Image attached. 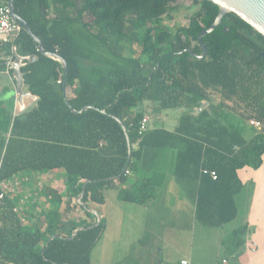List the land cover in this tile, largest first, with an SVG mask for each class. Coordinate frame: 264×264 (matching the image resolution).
<instances>
[{"label": "trees", "instance_id": "16d2710c", "mask_svg": "<svg viewBox=\"0 0 264 264\" xmlns=\"http://www.w3.org/2000/svg\"><path fill=\"white\" fill-rule=\"evenodd\" d=\"M177 1L15 0L16 13L43 40L45 50L59 53L69 67L64 85L62 63L41 53L23 27L15 44L38 57L21 70L29 91L39 100L18 115L0 102V181L23 173L63 170L67 188L65 195L47 185L31 192L23 218L18 212L21 196L4 198L0 264H91L92 252L106 229L103 219L96 225L91 209L101 215L108 187H116L122 201L147 203L165 181L166 173L156 166V158L168 150L175 156L174 175L199 183L195 214L200 224L217 227L237 217L235 197L243 188L238 170L263 164L264 100L256 118L263 128L249 140L241 123L223 119V109L226 100L233 98L248 105L262 100L253 85L260 83L264 73V35L228 12L203 37L206 57L196 58L187 49L203 53L199 34L214 23L220 8L209 0H194L199 8L189 24L169 27L162 17ZM52 4L59 7L50 19ZM85 14L91 21L84 20ZM36 25L48 34L50 43ZM90 48L100 56L89 55ZM87 57L90 68L83 65ZM213 88L224 98L211 105L213 116L207 111L194 116L191 111L211 100ZM145 101L163 109L186 106L187 112L172 131L153 127L141 133L146 110L137 108ZM87 105L94 108L75 112ZM115 117L123 121L132 145L124 174L129 148ZM203 169L215 170L217 179ZM85 182L83 205H78L81 213L74 218L80 221L67 232L55 206L64 197L71 203ZM79 226L85 229L69 239ZM247 232V225L233 231L235 246L245 243Z\"/></svg>", "mask_w": 264, "mask_h": 264}, {"label": "rangeland", "instance_id": "374dc122", "mask_svg": "<svg viewBox=\"0 0 264 264\" xmlns=\"http://www.w3.org/2000/svg\"><path fill=\"white\" fill-rule=\"evenodd\" d=\"M198 8L199 5L195 4L194 0H178L176 4H172L171 11L163 15V22L169 27L188 25L191 15ZM84 18L86 22L92 19L89 14H85ZM93 27L96 28L95 25ZM259 81L260 83L253 85V91L262 97L257 104L248 105L238 98L226 100L229 119L246 124L251 134L259 132L251 126L249 118H260L261 103L264 100V73L259 76ZM210 94L216 104L224 99L219 89H211ZM163 160L164 157L160 159L161 162ZM163 162L162 169L167 173L166 181L148 205L122 202L117 199L116 190L113 188L105 192L107 201L102 211H105L104 220L108 225L106 238L113 240L114 242L110 243L115 244L113 261L117 264H180L181 257L191 251L200 264H214L217 254L220 253L221 237H225L221 251V254H224L230 244L233 230L249 221L255 184L249 182L236 196L239 214L225 224L224 229L204 226L196 219L195 193L185 185V181L172 177L170 161ZM54 171L51 175L32 173L31 177L16 175L7 182L0 181V188L8 190L9 195L21 196L18 207L20 217L27 216L23 213L27 197L43 185L57 188L65 195L67 187L64 172ZM79 196L71 203L63 198L61 204L55 206L61 212L63 229L67 232L73 225L66 223L71 217L81 213L78 206ZM38 199L43 202V198ZM107 214L111 217L108 222ZM95 219L97 220L96 215ZM104 245L100 241L94 248L92 264L98 263L97 256L100 250L106 249V244Z\"/></svg>", "mask_w": 264, "mask_h": 264}, {"label": "crops", "instance_id": "0c3cea01", "mask_svg": "<svg viewBox=\"0 0 264 264\" xmlns=\"http://www.w3.org/2000/svg\"><path fill=\"white\" fill-rule=\"evenodd\" d=\"M1 3H8V0H0ZM59 5H51V7L48 9L49 13V18L53 19L55 17V9H57ZM36 29L38 30V33L42 35V37L45 39L46 43H50L51 39L48 36V34L43 31L39 25H36ZM20 33V32H19ZM19 33H16L13 35L12 40L7 43H3L0 45V102L2 103V107H4L8 112H10L12 115H18L24 112H27L31 110L33 107L37 105V102L39 100L38 95L32 94L29 89L28 85L25 83L24 79V73L22 72V77H23V92L26 94H29L23 98L22 101L19 99V95L17 94V79L14 74V62L16 59V55H19L21 57V69L27 68L28 64L31 62H35L37 60V56L34 54H28L25 53L21 50V47L15 44V40L19 36ZM39 37V36H38ZM40 38V37H39ZM41 39V38H40ZM42 40V39H41ZM43 43V40H42ZM92 49V48H90ZM101 50V48H99ZM85 54H88L87 51L84 50ZM95 55V59L99 57L100 52L95 51L93 53V49L91 50V53L89 55ZM83 65L86 67L88 66L89 68L92 67V62L89 61V57L83 61ZM28 71V70H27ZM67 93H71V91L66 89ZM211 96V95H210ZM219 103V102H217ZM211 105H217L215 102H213L212 98L211 100H204L199 107H195L191 112L194 116L199 117L200 114L204 111L209 112L211 116H213V110L211 109ZM137 109L140 110H146L145 116H148L150 118V128L153 127H163L167 130H174L179 124L181 117L183 114L187 112V107L186 106H181L177 108H168V109H163L158 106V104L150 102V101H145L142 105H140ZM226 107L223 109V119L225 120H230L229 116H227L226 112ZM241 127L243 129V135L247 140L252 138L253 134L252 132H249V128L246 126V124H241ZM164 157V160H168L171 162V175L174 178H178L176 175H174L173 170H174V160L175 156L174 153L171 150H168L167 152H162L158 158H156L157 162V167L159 169H162L163 166L162 164L164 163L163 161L161 162L160 159ZM163 170V169H162ZM60 171V170H56ZM63 171V170H61ZM165 171V170H163ZM55 171L43 173L45 175H51ZM166 173V171H165ZM238 175L240 180L243 183V188L250 182L255 184L254 188V199L251 205L250 209V217L249 221H246L245 225L248 226V232L245 235V243L237 247L233 243V235L230 241L229 246L226 247V253L221 254V251L224 247V242H225V237L224 235L220 239V253L217 254V258L215 259L214 264H219L222 259L227 258L229 260L230 264H264V154H263V164L260 168L254 169L252 167L246 166L244 168H241L238 170ZM20 176H28L31 177V174H20ZM166 178H167V173H166ZM165 178V181H166ZM164 181V183H165ZM181 181H185V185H188L191 190L196 194L195 195V211H196V206H197V194L199 191V183L196 181H191L188 179H181ZM163 183V184H164ZM28 185V183H26ZM163 184L160 186L162 187ZM156 188V193L158 192V189ZM115 189L116 190V197L118 198V191L116 187H108L104 190V195H105V203L107 201L106 197V191L108 189ZM242 190L240 192H242ZM191 191V192H192ZM239 192V193H240ZM238 193V194H239ZM237 194V195H238ZM236 195V196H237ZM66 199V197H64ZM154 198V197H153ZM150 199L147 203L143 205H148L151 200ZM236 199V197H235ZM67 201V199H66ZM122 201V200H120ZM124 202V201H122ZM126 202V201H125ZM105 203L100 206V211H101V221L104 220V214L102 209L105 206ZM130 203V202H126ZM237 203V200H236ZM70 205V204H69ZM238 207V204H237ZM105 212V211H104ZM78 214V213H77ZM76 214V215H77ZM106 214V213H105ZM239 214V208H238V213ZM109 214H107L108 216ZM74 217H71L68 221L69 225L77 224L78 221L80 220H75ZM111 217H107V222ZM62 220V219H61ZM63 221V220H62ZM230 222V221H229ZM227 222V223H229ZM63 223V222H62ZM225 223V224H227ZM225 224L221 226H217L216 228H221L224 229ZM202 225V224H201ZM205 226V225H204ZM242 226V225H241ZM80 227V226H79ZM210 227V226H209ZM108 229V225L106 223V229L100 238L99 242L102 241L103 245L106 244V249L100 250L99 256H97V264H117L113 260H115V254H114V247L115 244L110 243L114 242L113 240L107 239L106 238V232ZM234 231V230H233ZM98 242V243H99ZM98 243L96 246H98ZM105 246V245H104ZM186 259L188 261L187 264H200L194 257L193 253L191 251L188 252V254L183 255L181 257V260ZM180 260V264H181ZM1 261V260H0ZM93 261V252L91 256V264Z\"/></svg>", "mask_w": 264, "mask_h": 264}, {"label": "water", "instance_id": "95a60500", "mask_svg": "<svg viewBox=\"0 0 264 264\" xmlns=\"http://www.w3.org/2000/svg\"><path fill=\"white\" fill-rule=\"evenodd\" d=\"M209 1L215 3L216 5L219 6V8H220L219 13H218L214 23L208 29L203 30L199 34V41L202 45L203 53L201 55H196L190 49H187V51H189L194 57H196V58H205L206 57L207 47L203 43V37L206 34L212 32L222 22L224 16L228 12H234L236 15H238L240 18H242L244 21H246L248 24H250L255 30H257L259 33L264 35V0H209ZM8 6L10 9L11 16L15 20H17L19 23L22 24L24 29L28 32V34L32 37V39L36 43L38 50L41 53H43L47 56H51V57L59 60L62 63V65L64 67V79H65L64 85H65L67 74H68V67H69L67 60L57 52H51V51L45 50V47L42 43V40L34 33L30 24L28 23V21L16 13V11H15V0H8ZM13 68H14V74H15L16 79H17V94L19 95L20 101H22L23 98L29 94H26L23 92L24 81H23L22 72H21V57L19 55H16V59H15ZM89 108H94V106L87 105L84 108H82L80 111H75V110L74 111L75 112H83ZM115 119L121 124V126L125 132L127 142H128V148H129L128 161H127V164L124 167L123 172H122V174H124L128 170V167H129V164L131 161L132 145L130 142V137H129L128 132H127V128L124 125L123 121L117 117H115ZM119 177L120 176H118V178ZM86 185H87V182H85V184L83 185L82 192L79 196L80 205H83L82 197L85 193ZM91 211L97 217L96 225L100 224L101 223V216L98 213V211L94 210V209H91ZM83 229H85L84 226L77 227L75 232L71 236H69L68 238L69 239L74 238L77 235V233ZM52 239H53V237H51L49 239V242Z\"/></svg>", "mask_w": 264, "mask_h": 264}, {"label": "built area", "instance_id": "2783aa9c", "mask_svg": "<svg viewBox=\"0 0 264 264\" xmlns=\"http://www.w3.org/2000/svg\"><path fill=\"white\" fill-rule=\"evenodd\" d=\"M23 29L21 23L15 20L10 13V9L8 3L0 4V45L3 43L10 42L12 40L13 35L19 33ZM62 79H59L58 82H61ZM249 123L253 128L261 131L263 128V123L256 118H251ZM150 129V118L148 116H144L140 123V132H145ZM203 173L209 175L214 180L217 179V172L215 170L203 169ZM7 182V181H5ZM9 195L8 190L5 188L0 189V203L4 200V198ZM188 261L186 259L181 260V264H187ZM219 264H230L227 258L221 260Z\"/></svg>", "mask_w": 264, "mask_h": 264}]
</instances>
